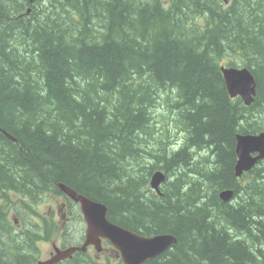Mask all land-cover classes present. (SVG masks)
<instances>
[{
  "label": "trees",
  "instance_id": "obj_1",
  "mask_svg": "<svg viewBox=\"0 0 264 264\" xmlns=\"http://www.w3.org/2000/svg\"><path fill=\"white\" fill-rule=\"evenodd\" d=\"M180 1L47 0L25 17L29 0H0V195L38 202L63 183L126 229L178 239L144 264H264V159L235 175L237 136L264 132V0ZM226 65L252 71L253 104L230 96ZM9 215L0 203V264H32L23 245L41 235Z\"/></svg>",
  "mask_w": 264,
  "mask_h": 264
},
{
  "label": "water",
  "instance_id": "obj_2",
  "mask_svg": "<svg viewBox=\"0 0 264 264\" xmlns=\"http://www.w3.org/2000/svg\"><path fill=\"white\" fill-rule=\"evenodd\" d=\"M221 72L227 91L232 98L240 97L246 105L254 103L257 95V81L249 68L222 66ZM236 155L235 175L240 178L264 159V132L256 135L239 134L237 136ZM166 180V174L162 171H157L152 176L151 186L154 190L160 192V187ZM61 188L75 202L81 203L87 230L86 241L83 247L78 249L84 252L91 245L101 251L103 239H105L122 254L125 264H144L162 255L166 250L178 243V239L172 234L145 237L117 225L108 219V207L103 203L78 196L68 186H62ZM234 195V190H224L220 193V198L224 202H230ZM78 249L77 247L63 250L56 248V255L52 259L41 261L37 264H56L71 258Z\"/></svg>",
  "mask_w": 264,
  "mask_h": 264
},
{
  "label": "rangeland",
  "instance_id": "obj_3",
  "mask_svg": "<svg viewBox=\"0 0 264 264\" xmlns=\"http://www.w3.org/2000/svg\"><path fill=\"white\" fill-rule=\"evenodd\" d=\"M92 20L95 21L94 18ZM21 194L23 193L12 192L10 194L11 202L7 198H5L6 194L0 195V203L6 204L7 207H9L11 216L14 213L17 214L19 213V211L21 212L22 215L20 217L22 220V224L11 226V229L17 234L22 233L26 223L29 222L25 215L30 211V208L29 207L25 208L24 205L25 204L30 205L32 203L33 207L37 208L41 206L39 209L41 215L40 222L43 226L46 227L53 226L54 228L53 238L51 239V241L48 242L40 241V239L46 237L47 235L36 225L35 222L32 221L31 223L35 226L34 228L35 231L38 230V234H40L42 238H40L39 240L36 239L33 243L32 242L25 243L23 245V250L21 254L30 255V257L34 256L35 257L34 261H37L39 259L47 260L50 258L51 256L50 254L54 251V245L60 246L61 244L60 233L61 230L65 227L66 223H67L66 226H69L73 230H78L79 232V228H80L79 219L78 217H76L75 221L74 220L68 221V216L66 214V211L64 209H60L62 200H60V198H56L60 196L61 193L58 194L54 192L53 193L47 192L46 194L41 196L38 202H33L30 198H25L21 196ZM70 233H72V230L68 232L67 240H69L68 237H70ZM78 238L81 239L80 237ZM105 247L106 249L102 250L101 253L92 251L90 254L92 255V257H94L95 261L108 263L107 262L108 258H110L113 264H118L119 260L116 258L115 254L113 253L112 248L107 246Z\"/></svg>",
  "mask_w": 264,
  "mask_h": 264
},
{
  "label": "flooded vegetation",
  "instance_id": "obj_4",
  "mask_svg": "<svg viewBox=\"0 0 264 264\" xmlns=\"http://www.w3.org/2000/svg\"><path fill=\"white\" fill-rule=\"evenodd\" d=\"M46 1L47 0H29V6L27 8L24 9V11L20 14L21 16H25V17H30L35 10H42L40 7H39V4L40 3H43V5L45 6L46 5ZM97 1V0H95ZM101 3H105V4H111V1L112 0H99ZM141 2L143 3H147V2H152V3H155V2H158L160 3V5L163 7L164 10L166 11H169V10H172V9H176L179 5H181V1L180 0H140ZM193 5H195L196 3V0H190ZM237 0H206V5H209L211 3H213L214 5H217V8L218 9H222V10H227L228 8L234 6L235 2ZM152 5H156L155 4H152ZM196 13L198 14V18H193L192 22L194 24H199V22H202V20L204 19L203 17H199V15H204L203 14V11H196ZM59 186V185H58ZM66 186H69V185H66ZM59 188V187H58ZM62 194V193H61ZM65 199V198H64ZM33 230L35 231V229L33 228ZM26 233V232H25ZM29 234V233H28ZM33 236V237H32ZM32 236H29L27 237V240L29 243H33L36 239H35V236L37 237V235L33 232V235ZM41 237V236H40ZM42 238V237H41ZM74 241V244H72V246H81L83 244V242L85 241V234L83 236V239H79V238H74L73 240ZM104 243H106L104 241ZM34 246V245H33ZM61 248H66L67 246L64 245V243H61ZM102 249L105 250L106 248H104L103 246V243H102ZM92 251H94L93 247H90L87 252H86V255L88 257H91L92 255L90 254ZM113 253L115 254L116 258L118 260L121 259V254H119L116 250L112 249ZM80 253V254H78ZM52 254V253H51ZM76 256H80V261L81 262H87V258H85V254H82L80 251H77L76 253ZM18 255V254H17ZM19 256V255H18ZM30 257V255H28ZM71 261V260H69ZM68 261V262H69ZM60 264V263H59Z\"/></svg>",
  "mask_w": 264,
  "mask_h": 264
},
{
  "label": "bare ground",
  "instance_id": "obj_5",
  "mask_svg": "<svg viewBox=\"0 0 264 264\" xmlns=\"http://www.w3.org/2000/svg\"><path fill=\"white\" fill-rule=\"evenodd\" d=\"M8 134H9V133H8ZM8 134H7V135H8ZM8 136H9V138H11L10 135H8ZM62 186H66V185H64V184H59L58 187H59V190H60L61 193H62V188H61ZM98 202H100V201H98ZM106 206H107V205H106ZM77 249H78V248H77ZM102 250H103V249H102ZM77 251L84 252V251H82L81 249H78ZM77 251H76V252H77ZM166 251H167V250H166ZM76 252H75V253H76ZM75 253H74V254H75ZM98 253H99V252H98Z\"/></svg>",
  "mask_w": 264,
  "mask_h": 264
}]
</instances>
